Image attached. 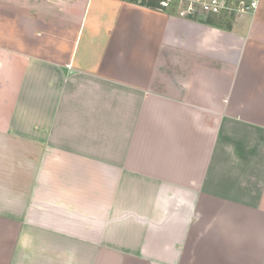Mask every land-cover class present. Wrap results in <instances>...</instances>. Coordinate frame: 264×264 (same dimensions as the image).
Returning a JSON list of instances; mask_svg holds the SVG:
<instances>
[{"label":"crops","instance_id":"obj_1","mask_svg":"<svg viewBox=\"0 0 264 264\" xmlns=\"http://www.w3.org/2000/svg\"><path fill=\"white\" fill-rule=\"evenodd\" d=\"M157 6L0 0V264H264V0L232 23ZM159 172L222 228L124 244Z\"/></svg>","mask_w":264,"mask_h":264},{"label":"rangeland","instance_id":"obj_2","mask_svg":"<svg viewBox=\"0 0 264 264\" xmlns=\"http://www.w3.org/2000/svg\"><path fill=\"white\" fill-rule=\"evenodd\" d=\"M157 3V7L160 10H168L171 12H175L179 15H184L186 17H203V19H215L218 21H222L227 23L228 21L232 23V21L235 19V17L242 15V13L233 14L231 16L225 14V13H218V14H203L199 13L198 15H188V7L189 5L192 4V6L196 9L199 8L201 2L203 0H174L169 3L168 6L166 7H161L159 4V0H152ZM236 2H240L241 0H235ZM245 1H252V0H245ZM258 3V0H257ZM258 6V4H257ZM256 10V9H255ZM253 12L250 13H254ZM213 15H217L213 17ZM208 16V17H207ZM184 161L185 159L182 157H178L176 161ZM176 166V165H172ZM160 177L163 179H166L164 181H161L160 178L156 176H153L152 179L157 180V182H152L150 187L146 188H139L137 189V197L134 199V203L132 205L129 204H124L123 205V224H124V244L130 245L132 244L131 242V237H128L131 232L130 228L133 227L134 229H139L141 230L138 236V239L141 240L145 235H146V229L147 224H153L152 227V233L150 239L151 245L154 244V246H157L156 248H160L164 246L166 247H172V241L171 237L175 235L176 230L174 229L175 224L179 223V225L184 226L183 229H186L189 227L191 231H189V237L194 239L197 237L200 233L203 234V232H209L208 230L210 229V225H214L218 223L219 228L221 227V224H224V221L222 220H217L216 218L218 217V213L220 216L222 215L221 213H224L222 216H225L226 213V204H221L220 200H213L212 198L204 197V203L202 204H195V205H188L187 203H180L183 201H180V198H184L185 195H190L191 197H195L196 192L194 191H182L178 190V193L176 190H171L168 188L165 189H158V185L160 183H165L168 184L169 181H167L169 178L168 176L162 174L159 172ZM141 179L143 178L140 176ZM146 180V178H143ZM161 181V182H160ZM201 192V191H200ZM205 193H208L207 189H204ZM202 194V192H201ZM125 195V194H124ZM203 195V194H202ZM212 195V194H210ZM194 204V203H193ZM200 208V209H199ZM202 213V214H201ZM194 214V216H193ZM201 214V215H199ZM203 215H206L207 218L203 219ZM117 216L113 215L110 213L108 215V218L105 222V229L106 232L109 234L111 233V230L115 224ZM192 217H194L192 219ZM202 217V219H201ZM150 219L152 221L147 222V220ZM179 219H183L182 222L179 221ZM118 222V221H117ZM178 225V226H179ZM223 227L226 228V225ZM222 228V227H221ZM208 229V230H207ZM201 235V234H200ZM207 235V234H206ZM205 235V236H206ZM168 237V238H167ZM205 239V237H203ZM170 239V240H169ZM208 242L211 240V238H207ZM177 244L183 245V239L176 237ZM108 241V240H107ZM170 241V242H169ZM143 244V243H142ZM203 253L207 254L208 256L210 254L209 247L203 249ZM206 256V257H208Z\"/></svg>","mask_w":264,"mask_h":264},{"label":"built area","instance_id":"obj_3","mask_svg":"<svg viewBox=\"0 0 264 264\" xmlns=\"http://www.w3.org/2000/svg\"><path fill=\"white\" fill-rule=\"evenodd\" d=\"M174 0H159L161 7H166L169 3ZM257 0L245 1L241 0L236 2L235 0H203L199 8H194L189 5L188 15H198L199 13L203 14H218L225 13L229 16L238 13H250L257 8Z\"/></svg>","mask_w":264,"mask_h":264}]
</instances>
